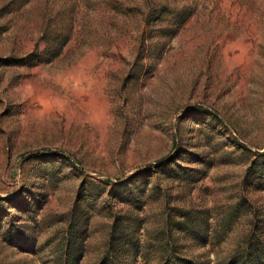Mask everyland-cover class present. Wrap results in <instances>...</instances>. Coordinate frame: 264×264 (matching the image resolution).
Returning a JSON list of instances; mask_svg holds the SVG:
<instances>
[{"label":"rangeland","instance_id":"1","mask_svg":"<svg viewBox=\"0 0 264 264\" xmlns=\"http://www.w3.org/2000/svg\"><path fill=\"white\" fill-rule=\"evenodd\" d=\"M0 264H264V0H0Z\"/></svg>","mask_w":264,"mask_h":264}]
</instances>
